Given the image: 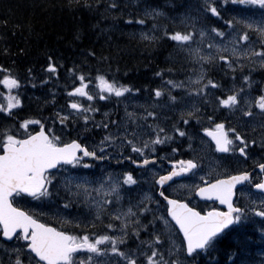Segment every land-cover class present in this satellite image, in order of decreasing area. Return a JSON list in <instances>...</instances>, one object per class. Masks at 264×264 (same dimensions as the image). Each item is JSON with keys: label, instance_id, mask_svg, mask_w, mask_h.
Wrapping results in <instances>:
<instances>
[{"label": "snow or ice", "instance_id": "obj_1", "mask_svg": "<svg viewBox=\"0 0 264 264\" xmlns=\"http://www.w3.org/2000/svg\"><path fill=\"white\" fill-rule=\"evenodd\" d=\"M166 2L171 4L170 11H177L171 17L173 23L182 27L169 30L167 25L156 23L168 17L148 0L137 4L142 12L124 23L143 26L148 19L154 21L147 32H140V39L149 44L161 38L174 42L183 59L194 65L186 80H163L161 86L151 89L153 103L140 113L127 111L126 105L124 117L114 120L110 112H104L96 121L100 101L115 98L119 103L141 89L121 83L115 75L110 78L100 69L93 75L87 61L96 53L89 49L80 64L66 69V79L71 81L70 87L65 85L68 99L51 117L0 125V264H225V257L230 264H247L243 253L250 245L242 231L243 222L250 219V214L264 218V75L259 80L254 78L256 70L264 73V0ZM229 3L241 7L226 19L222 6ZM99 6L105 13L121 15L128 8L121 0H67L66 5L90 12L98 11ZM161 31L163 37L157 35ZM75 38L79 39V32ZM3 52L7 55L9 48ZM46 60L41 84L53 77L58 80V70L63 67L53 55ZM208 65L218 67L223 72L221 79L230 78V85L210 76ZM27 72L28 79H36L32 68ZM155 75L162 77V72ZM0 86L4 89L0 92V113L4 120L14 119V110L23 106L22 80L13 68L0 64ZM173 90L182 94L174 95ZM164 109L178 110L179 115H164ZM32 126H38V130ZM97 130L102 133L100 139L90 141L87 133ZM201 132L208 138L205 141L201 137L202 145L210 141L215 153L229 154L220 159L236 164L253 159L258 174L247 168L234 173L209 172L199 176L198 184H176L177 179L194 177L203 170L199 156L175 159L185 142L194 151L193 141ZM73 133L74 138L65 139ZM173 143L176 147H171L172 155H158L157 146ZM253 148L259 149L258 160L254 159ZM85 158L115 159L120 168L127 161L146 172L167 160L170 170L164 174L151 171L152 186L159 187L163 203L137 191L141 184L134 169L102 171L92 179L59 174L61 170L69 173L92 168ZM238 185L249 188L243 206L234 201ZM168 188L176 195L166 194ZM184 188L187 197L179 195ZM61 189L69 198L63 209L72 207L73 199L81 200L87 209L72 220L61 221L73 223L75 230L44 222L41 217L45 213L37 211L56 203L52 198L59 196ZM196 197L211 206L194 204L192 199ZM33 201L36 208L29 206ZM152 204L155 208L150 207ZM230 233L238 238L235 258L219 247Z\"/></svg>", "mask_w": 264, "mask_h": 264}, {"label": "trees", "instance_id": "obj_2", "mask_svg": "<svg viewBox=\"0 0 264 264\" xmlns=\"http://www.w3.org/2000/svg\"><path fill=\"white\" fill-rule=\"evenodd\" d=\"M176 2L179 3L180 0ZM121 3L128 5L123 15L119 12L105 13L102 6L98 7V11L92 12L82 7L69 8L66 7L67 0H0V64L13 68L22 80L21 90L24 91L21 92V98L26 109L24 113L18 114L20 119L29 118L36 110L42 109L43 116L48 118L51 115L66 95L65 85L71 86V81L66 79L68 75L66 69L73 67V64H80L89 49L96 53L95 58L88 57L87 61V67L92 70L93 75L96 69H100L108 73L110 78L115 75L121 83L141 90L148 88L146 86L156 80L154 77L156 72H162L163 76L167 73L164 74L162 70L173 69L170 62L163 64L162 59L166 53L167 60L174 63L175 54L172 50L174 42L161 38L156 43L149 44L140 39L139 27L142 25L124 23L129 18L135 19L142 12V7H136L142 0H121ZM148 3L164 6L163 11L168 18L161 17L155 21L156 23L167 25L169 30L173 27H182L178 22L173 23L171 17L176 16L177 11H170L171 4L166 0H148ZM129 13L132 14L131 17ZM153 23L154 21L148 19L143 26L151 28ZM77 32L79 39L75 38ZM162 34V31L157 33ZM5 47L9 48L7 55L3 52ZM48 55L59 59L63 67L58 70V80L53 77L49 83L41 84L45 77L42 67L46 66ZM100 56L107 59L100 61L98 59ZM28 68L33 69L36 79H28ZM189 74L188 71H176L170 73V76L181 79ZM2 89L0 86V90ZM56 90H60L61 94H56L53 101V91L56 93ZM99 107L102 110L111 107L115 110V107L119 108V103L113 98L107 103L100 101ZM10 119L4 120L3 115L0 116L2 124H8ZM49 215H43L42 220L53 226L64 225L67 229V224H60L59 219ZM220 249L235 258L236 246H225ZM214 255L217 259L221 258L219 253ZM243 255L246 260L259 259L252 247L245 249ZM227 261L225 257V264Z\"/></svg>", "mask_w": 264, "mask_h": 264}, {"label": "flooded vegetation", "instance_id": "obj_3", "mask_svg": "<svg viewBox=\"0 0 264 264\" xmlns=\"http://www.w3.org/2000/svg\"><path fill=\"white\" fill-rule=\"evenodd\" d=\"M238 6L239 5H233L230 3L228 5H223L222 6L223 16L226 19L228 18V16H230V17L234 16L236 13V11L234 9ZM212 22L216 23L215 18H213ZM159 36L163 37V34L159 35ZM172 50H173V53L175 54V59L173 60L174 63H172L170 60H167L166 53H164L163 59H162L163 64L170 62L171 66L173 67L171 73H176V71H178V72H183V71L187 72L188 71L190 73L189 70L192 69L194 67V65L186 62L183 59V54L178 52V50L175 48V45H173ZM206 67H207V72L210 76H212L216 80H220L222 83L230 85V78H227L224 80L221 79L223 77V72L218 67L213 66V65H208ZM168 69H170V68H166V69L162 70L163 73L164 74L167 73V75H163L162 77L156 76L155 77L156 80H153L149 83V84H151V86H147L148 87L147 92L149 95H150L152 88L162 85L163 80L171 79L170 73H168ZM245 72H247V69H245ZM262 75H264V73H261L259 70H256V72L254 73V78L259 80ZM174 91L176 92V95L182 94L179 90H174ZM55 94H58L57 90H56ZM138 95H139V93H133V97H135L137 104L142 103L139 100ZM165 99H166V97H165ZM62 101L64 103H66V101L63 98H62ZM161 103H163V101H161ZM121 106H123L122 101H121ZM56 108H58V107L56 106ZM56 108L54 109V111H56ZM24 110H25V108H21L20 110H14L16 112L15 118L14 119L11 118L8 124L9 125L17 124L20 120H22L19 118L18 114L24 113ZM36 111H38V112L34 113L35 118H42V115H40L42 110H36ZM202 111H208V109H202ZM175 112H177V116H178L179 111L177 110ZM163 113H164V115L169 116V111L167 109H164ZM221 118H223V117H221ZM229 118L232 120V122L234 124L236 123L235 118H233V117H229ZM48 123H51V121H49ZM192 123L195 124V121H193ZM33 127L35 128V130H38V126H33ZM57 127H59V126L57 125ZM189 131H191V129H189ZM97 133H100V131L97 130V131L92 132V133H87V135L90 137V139H95L92 136H95V134H97ZM253 135H255V133H253ZM73 137H75V133H73L72 136L65 137V139H71ZM201 137L205 141H208V138L203 137V133L201 132L199 134V136L193 141L194 151L189 150L187 147V142H185L183 147L180 149V152L175 154V159H188V158H192L193 156H198V154H200V153H206L207 152V153L212 154V156L208 158V159H211L212 164L210 165V170H209L207 168V166L202 164V162H204V161L207 162L208 160H206V158H204V157H201L202 159L200 160V163H201L202 169H203L201 172H203L204 170H206V171L209 170V172H211L213 175H215L217 173H223L225 171H227L229 173H234L237 170L247 168L249 170H252L254 175L258 174V169L253 168V159L248 160L246 164H244V163L236 164L235 161L230 162L228 160H222V159H220L222 156H227L229 154L215 153L214 152V146H211V148L209 147L210 141L206 144H203V145L201 144ZM96 141H98V140H96ZM177 143H179V141H177ZM157 147L159 150L158 155H172L170 152V149H171V147H176V143H173V144L167 145V146L161 145V146H157ZM252 151L256 154L254 156V159L258 160L259 155H260L259 149L253 148ZM84 162L92 164L93 167L89 168V169L81 168V169H77V170H73V171L77 175H86L89 177V179H92L93 177L100 176L102 171L120 172L123 170L134 169L135 174L138 176V179H139L140 184H141V189L137 190V191L152 195L156 199H161V203H163L162 198H160L158 195V193L160 191L159 187L157 186L156 188H153V186H152L151 171H157L158 170L160 174H164L165 170H170V165L168 164L167 160H165L163 162V164L158 163L155 168H152L151 171H147V172L142 171L141 169L135 168V166L130 165L127 161L124 162V165L122 168L116 167L115 159H112L109 161H93L90 158H85ZM199 173H200V171L197 173V175H199ZM59 174L61 175V174H66V173H64L63 170H61ZM190 179H193V183L190 185L200 183L199 177H198V182H197L196 176L193 177L191 175H188L183 179H177L176 184H186V181H188ZM173 187H175V185H173ZM251 191L253 193H255L254 189H252ZM248 193H249V188L247 185H245L243 188L241 186L237 187V191H236V194L234 196V201L237 203V205L243 206V204L247 202ZM166 194L173 195V196L176 195V193L173 192L172 188H168ZM133 195H135L137 199L140 198V196L137 194V192H134ZM179 195H181L182 197H187L188 196V190L186 188L180 189ZM52 199L54 201H56V203L49 205L53 209L52 215H54V219H58V215H59V216H63V218H67V220H72V218L76 217L79 213L87 212V209L85 208L83 202L81 200H78V199H73L72 207H70L69 209H63V207H62L63 203L65 202V200L69 199L67 194L63 191V189L60 190L59 196L54 195ZM126 199L127 198L125 197V202H126ZM192 202L194 204H198L202 208L211 206L210 202H209V204H205V202L198 197L193 198ZM36 204H37V202L33 201L31 203V205H29V206L32 208H36ZM216 206H219L218 203ZM150 207L155 208V204L150 205ZM43 208L37 209V211H42ZM222 210H226V209H222ZM46 212H48V211H46ZM57 212H58V214H57ZM63 214H66V216H64ZM149 219H151V216H149ZM106 222L107 221H105V223ZM243 223H244L245 227L242 229V231L246 234V238L249 240V245H250L249 248H251V247L254 248L257 255H258V258H259L258 260H246L247 264H264V229H262V225H264V218L256 217V216H253L250 214V219L244 221ZM68 226H71L68 230H72L74 227V224L69 223ZM56 227H60V226H56ZM237 244H238V238H237L236 233H230L228 236H226L221 241L219 247H225V246H233V247L236 246L237 247ZM227 262H228L227 264H230L229 260Z\"/></svg>", "mask_w": 264, "mask_h": 264}, {"label": "rangeland", "instance_id": "obj_4", "mask_svg": "<svg viewBox=\"0 0 264 264\" xmlns=\"http://www.w3.org/2000/svg\"><path fill=\"white\" fill-rule=\"evenodd\" d=\"M153 6V5H152ZM155 7V6H154ZM139 28H141L140 29V32L141 31H145V32H147L150 28H147V27H145V26H140ZM154 77H156V75L154 76ZM171 79H174L173 77H171ZM176 80V79H175ZM151 85V84H150ZM3 91H4V89H3ZM138 97H139V100L142 102V103H139V104H137V101H136V99H135V97H133L132 96V98H130V99H128V100H123L122 102H123V105H124V107H123V113L122 112H120V113H118V119H120L121 117H124L125 116V106L127 105V111H129V112H133V111H135V112H137V113H140V112H142L143 111V108L144 107H148V106H150L152 103H153V101L150 99V95L148 94V92L146 93V94H143L142 93V91H140L139 92V95H138ZM83 102H85V103H87V101L85 100V101H83ZM66 103H64L63 101H61L60 102V104H59V106H58V108L60 107V106H62V105H65ZM99 105H100V102L97 104V107H99ZM156 110H160V109H156ZM112 111V109L111 110H107L106 112H111ZM111 114V113H110ZM38 117V116H37ZM59 126V125H58ZM33 127V126H32ZM207 153V152H206ZM206 153H200L199 154V156L201 157L202 155H204V154H206ZM210 157H211V155H210ZM206 160H208L207 162H203L202 164L203 165H205V166H207V168L210 170V165L212 164V162H211V159H206ZM208 163V164H207ZM209 170H204L203 172H201L200 171V173H199V175H196V178H197V182H198V177L199 176H201V175H204L205 173H209ZM61 175H77L76 173H74V171L72 170V171H70L68 174L66 173V174H61ZM196 182V183H197ZM193 183V179H190V180H188V181H186V184H188V185H190V184H192ZM64 216H66V214H63Z\"/></svg>", "mask_w": 264, "mask_h": 264}, {"label": "bare ground", "instance_id": "obj_5", "mask_svg": "<svg viewBox=\"0 0 264 264\" xmlns=\"http://www.w3.org/2000/svg\"><path fill=\"white\" fill-rule=\"evenodd\" d=\"M154 6V5H153ZM163 6V5H162ZM163 8H164V6H163ZM164 10V9H163ZM149 86H151V85H149ZM147 87V86H146ZM145 87V88H146ZM143 90V89H142ZM141 90V91H142ZM36 93V92H35ZM34 94V93H33ZM33 94H31V95H33ZM173 94L174 95H176V92L175 91H173ZM30 95V94H29ZM33 97V96H32ZM36 101V99L33 101V102H35ZM36 107V106H35ZM57 109H59V108H56V110ZM107 110H111V108H105V109H103V113L104 112H106ZM41 113H43V109H42V112ZM111 118L112 119H114V120H118V113H116V114H114V111L112 110L111 112ZM92 137H94L96 140H99L100 139V137H101V132L100 133H97V134H95V136H92ZM74 138V137H73ZM210 155L212 156V154L211 153H206V154H204V155H202L204 158H206V159H208L209 157H210Z\"/></svg>", "mask_w": 264, "mask_h": 264}, {"label": "water", "instance_id": "obj_6", "mask_svg": "<svg viewBox=\"0 0 264 264\" xmlns=\"http://www.w3.org/2000/svg\"><path fill=\"white\" fill-rule=\"evenodd\" d=\"M238 186H239V185H238ZM238 186H237V187H238Z\"/></svg>", "mask_w": 264, "mask_h": 264}]
</instances>
